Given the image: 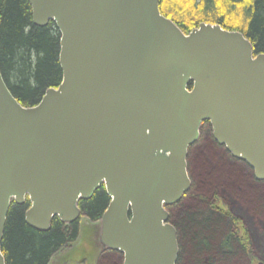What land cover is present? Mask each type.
<instances>
[{"label":"water","instance_id":"1","mask_svg":"<svg viewBox=\"0 0 264 264\" xmlns=\"http://www.w3.org/2000/svg\"><path fill=\"white\" fill-rule=\"evenodd\" d=\"M29 1L34 24L61 33L63 78L24 106L0 70V264L12 202L29 199L27 224L48 231L103 184L99 245L124 264H177L167 207L192 186L204 121L264 180V53L218 23L185 33L160 0Z\"/></svg>","mask_w":264,"mask_h":264},{"label":"trees","instance_id":"2","mask_svg":"<svg viewBox=\"0 0 264 264\" xmlns=\"http://www.w3.org/2000/svg\"><path fill=\"white\" fill-rule=\"evenodd\" d=\"M160 1L161 12L185 33L203 22L218 23L243 32L255 53H264V0ZM60 39L54 21L43 27L34 24L29 0H0V70L24 106L38 104L48 88L61 83ZM189 160L192 189L173 207L170 218L179 232L178 264H249V253H263L264 181L256 180L249 168L208 135L194 146ZM218 196L229 205L230 214L215 207ZM109 202L102 185L91 199L80 202L79 220L67 225L55 217L48 231L27 224L29 199L21 205L12 202L2 242L6 263L48 264L54 254L68 244L75 246L82 237L75 249L61 257L62 262L81 263L86 258L87 264H120L115 253L96 252L92 240L93 222L100 219ZM238 221L245 227L236 229Z\"/></svg>","mask_w":264,"mask_h":264},{"label":"flooded vegetation","instance_id":"3","mask_svg":"<svg viewBox=\"0 0 264 264\" xmlns=\"http://www.w3.org/2000/svg\"><path fill=\"white\" fill-rule=\"evenodd\" d=\"M204 135H208V136H210L220 147H222V148H224V150L229 154V156L230 157H232L234 160H238V161H240V162H242L247 168H249L251 171H252V174H253V177L256 179V180H258V181H264L263 179H259L257 176H256V173H255V170H254V168L247 162V161H245L244 159H241V158H238V157H235L232 153H231V151H229L228 149H227V147H226V145H224V144H221L216 138H215V136H214V128H213V125H212V123H211V121H204L203 123H202V126H201V136H200V139L202 138V136H204ZM200 139L194 144V145H192L191 147H190V149H189V154H188V172H189V176H190V179H191V182H192V185H193V178H192V176H191V172H190V169H189V162H190V160H189V157H190V154L192 153V149L194 148V146L200 141ZM104 185V184H103ZM105 186V185H104ZM191 189H192V186H191V188H190V190H188L184 195H183V197L180 199V201L181 200H183L190 192H191ZM93 197V196H92ZM91 199V198H90ZM179 201V202H180ZM179 202H177L176 204H178ZM26 203V202H25ZM24 203V204H25ZM175 204V205H176ZM175 205H173V206H170V207H167V209L169 210V212H170V218H171V213H172V211H173V207L175 206ZM30 207V206H29ZM215 207H217L219 210H222L223 212H225L226 214H230L231 213V210H230V207H229V205L226 203V201L223 199V198H221V197H219L218 196V198L216 199V204H215ZM29 209V208H28ZM27 209V210H28ZM102 217V216H101ZM101 217H100V219L99 220H97V221H94L93 223H94V225H95V227H97V230H96V240H97V244L96 243H93L94 244V248H95V251L96 252H99V253H104V252H107V253H109V252H113V253H115L117 256H118V258H119V262H120V264H124V262H125V257H124V253H122V252H120L119 250H113V249H109V248H105V247H102V246H100L99 244H100V241H99V233H100V230H101V224H100V220H101ZM79 220V219H78ZM170 222L171 223H173L172 222V220L170 219ZM64 224H66V223H64ZM67 225H69V224H67ZM174 225V224H173ZM80 226H81V223H80ZM175 226V225H174ZM242 227H245V224H244V222L242 221V223L240 222V221H238V222H236V224H235V228L237 229H241ZM176 228V227H175ZM176 230H177V228H176ZM94 233H95V230H94ZM177 235H178V243H179V256H178V261H179V258H180V255H181V246H180V240H179V232H178V230H177ZM238 237H239V239L241 240V232L238 234ZM242 238H244V235H242ZM92 240H93V238H92ZM67 247H64L63 249H62V251L61 252H58V253H56V254H54V256L50 259V262L48 263V264H87V260H86V258L85 259H83L84 261H82L81 263L79 262V261H77V260H73V261H66V262H62L61 261V259H59V257H61L62 256V254H63V252H65L66 250H68V252H70L71 250H73V249H75V247L76 246H74V244L72 243V244H68V245H66ZM85 246L86 247H88V245H86L85 244ZM80 247H82V246H80ZM92 248H93V245H92ZM250 254V255H249ZM248 255H249V257H248V260H249V264H258V263H260L261 262V258L260 257H258V255L256 254V252H254V253H249ZM100 255V254H99ZM98 256V255H97ZM99 257V256H98ZM178 261H177V264H178Z\"/></svg>","mask_w":264,"mask_h":264},{"label":"rangeland","instance_id":"4","mask_svg":"<svg viewBox=\"0 0 264 264\" xmlns=\"http://www.w3.org/2000/svg\"><path fill=\"white\" fill-rule=\"evenodd\" d=\"M83 221V220H82ZM85 225H88L89 223L87 222V221H84L83 222ZM94 230H95V233H94ZM96 230H97V227H95V225L93 226V229H92V232H93V243H96L97 244V240H96ZM82 241V237L81 238H79V240L75 243V246H77L76 244L78 243V245H79V243ZM84 242H82V244H83ZM82 244H80V246L82 245ZM258 254H259V257H262V260H261V262L264 264V245H263V253L262 252H260V251H256ZM69 252H68V250H66L65 252H63V254H62V256H66V254H68ZM263 254V256H261V254ZM61 256V257H62ZM61 257H59V259H61Z\"/></svg>","mask_w":264,"mask_h":264}]
</instances>
